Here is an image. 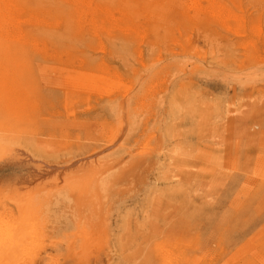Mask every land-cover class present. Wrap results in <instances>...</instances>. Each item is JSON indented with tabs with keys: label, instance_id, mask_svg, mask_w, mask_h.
<instances>
[{
	"label": "rangeland",
	"instance_id": "1",
	"mask_svg": "<svg viewBox=\"0 0 264 264\" xmlns=\"http://www.w3.org/2000/svg\"><path fill=\"white\" fill-rule=\"evenodd\" d=\"M169 1L164 27L60 30L30 48L27 77L5 88L22 122L0 105L25 143L0 161V191L43 165L77 169L81 187L100 162L112 192L94 264H264V0H234L237 29ZM51 211L62 229H45L43 264H87L89 209L78 235L69 205Z\"/></svg>",
	"mask_w": 264,
	"mask_h": 264
},
{
	"label": "bare ground",
	"instance_id": "2",
	"mask_svg": "<svg viewBox=\"0 0 264 264\" xmlns=\"http://www.w3.org/2000/svg\"><path fill=\"white\" fill-rule=\"evenodd\" d=\"M141 1H153L156 6L140 9L138 3ZM166 1L169 0H0V105L9 107L7 117H15L16 123L23 120V111L13 108L20 107L8 100L5 88L27 77L30 48L52 42L55 38L52 34L60 30H105L112 24L119 29L131 30L164 27L171 24L169 16L165 15L166 11L171 10V7L165 10ZM227 1H233V5L227 4ZM227 1L195 0L191 4L197 14L211 16L213 21L219 20L226 28L237 29V3ZM169 2L171 6L172 1ZM136 9L143 12L139 13ZM133 12L137 13L135 19L131 20L129 15ZM3 109L1 107L0 111ZM0 131L9 136H0L1 161L6 154L24 148L25 143L20 142L17 137L20 133L12 126L1 124ZM119 140L120 137L114 139L101 152L94 154L91 157L95 159L94 164L97 165L104 154H112ZM98 164L101 166L100 162ZM99 166H94L95 175L91 174L92 177L81 187L76 178L77 169L70 172L67 168L48 165L36 167V176L27 185L17 181L19 178L10 183L2 182L7 184L4 187L1 185L3 191H0V264H43L48 257L44 258L42 252L50 247L45 245L42 238L48 239L45 229L50 228L54 235L62 229L56 220L52 222L51 210L57 208L60 213L61 205H69L72 211L70 222H64L63 226L76 227L78 235L85 229L80 227V217L76 211L82 203L90 211L89 218L96 221L88 224L86 233H81L82 240L87 235L98 236L97 248L89 258L86 257L87 264H94L98 259L96 252L100 255L104 250L102 240L107 228L102 215L105 217L106 199L112 192L110 179L107 182L101 179L104 171ZM95 176L98 177L96 181ZM76 235L69 240V249H74ZM52 244L55 242L52 241Z\"/></svg>",
	"mask_w": 264,
	"mask_h": 264
}]
</instances>
